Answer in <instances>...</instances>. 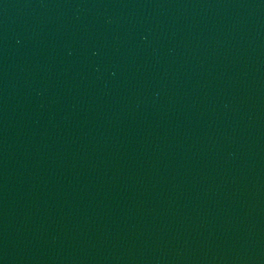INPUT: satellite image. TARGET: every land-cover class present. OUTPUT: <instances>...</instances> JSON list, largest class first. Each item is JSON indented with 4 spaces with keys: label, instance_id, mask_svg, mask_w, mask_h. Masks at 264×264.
Segmentation results:
<instances>
[{
    "label": "water",
    "instance_id": "obj_1",
    "mask_svg": "<svg viewBox=\"0 0 264 264\" xmlns=\"http://www.w3.org/2000/svg\"><path fill=\"white\" fill-rule=\"evenodd\" d=\"M0 264H264V0H0Z\"/></svg>",
    "mask_w": 264,
    "mask_h": 264
}]
</instances>
